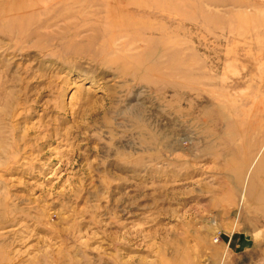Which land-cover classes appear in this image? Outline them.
<instances>
[{
  "label": "rangeland",
  "instance_id": "rangeland-1",
  "mask_svg": "<svg viewBox=\"0 0 264 264\" xmlns=\"http://www.w3.org/2000/svg\"><path fill=\"white\" fill-rule=\"evenodd\" d=\"M0 264H264V0H0Z\"/></svg>",
  "mask_w": 264,
  "mask_h": 264
},
{
  "label": "crops",
  "instance_id": "crops-1",
  "mask_svg": "<svg viewBox=\"0 0 264 264\" xmlns=\"http://www.w3.org/2000/svg\"><path fill=\"white\" fill-rule=\"evenodd\" d=\"M240 242L239 240H237V239H234V240H232V243H235V242ZM262 258H263V256H262Z\"/></svg>",
  "mask_w": 264,
  "mask_h": 264
}]
</instances>
